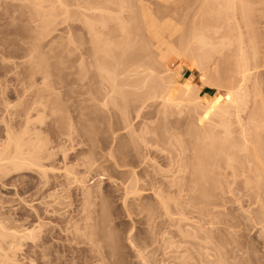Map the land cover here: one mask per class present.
Masks as SVG:
<instances>
[{"label": "rangeland", "instance_id": "1", "mask_svg": "<svg viewBox=\"0 0 264 264\" xmlns=\"http://www.w3.org/2000/svg\"><path fill=\"white\" fill-rule=\"evenodd\" d=\"M135 1L120 0L123 6L110 5L111 14L120 16V21L109 19L110 12L95 11V15L109 19L105 26L100 24L101 41L112 40L113 51H117L114 48L118 49L119 44L127 43V54L145 57L152 50L150 42L154 43L153 38L159 36L158 29L165 35L172 19L182 24L185 33L196 28L198 33L213 34L204 28L210 23L215 25L216 20L207 18L203 7L200 8L203 0H138L141 6ZM15 4L13 0H0V222L6 231H11L10 228L22 231L20 240L16 239L19 248L15 243L18 249L8 250L6 256L11 255L13 260L1 257L0 261L2 264H177L174 248L169 245L171 233L177 227L164 214L158 193L164 195L167 180L177 173L178 146L171 147L168 137L179 132L185 146L192 147L194 133L199 132L198 126L190 123L194 114L187 106L164 110L158 98L137 100L125 108L122 96L112 93L110 84L101 80L103 73L92 56L93 42L86 17L79 16L76 20L69 19L68 13L67 17L61 15L57 29L41 36L36 18ZM121 22L127 24V34L122 32ZM150 33L151 40L147 37ZM213 36L216 38L217 34ZM40 41L46 45L41 53L50 63L46 80L43 77L47 70L36 69L35 57L39 52L33 55L35 61L30 55L31 47ZM84 50L92 51L87 54ZM99 56L105 59L103 52ZM210 56L205 61L210 84L204 86L211 87L214 94H222L236 83L231 76L234 57L227 50ZM175 65L176 61L171 64ZM181 68L179 81L184 78L197 81L200 72ZM258 68L252 69L247 83L246 113L253 105H264V68ZM134 70L129 74L136 79L133 72L140 69ZM257 81L262 84L254 89L253 83ZM119 86L125 87L129 96L137 97L133 94L135 88L127 82ZM17 137L24 143V157H30L34 150L40 151L42 166L32 162L14 169L10 149L12 138ZM191 169L189 165L188 170ZM248 174L254 196L263 193L262 179H253V172ZM135 181L144 189L127 195L126 187ZM230 186L231 191L228 183V191L225 189L223 195L212 188L215 195L210 201L215 206L209 207L214 214L200 220L197 213L188 214L186 226L183 222L182 227L204 226L213 238L209 246L219 248L225 264H264V222L258 224L255 219L261 204H250L241 197L235 189L248 190L240 181ZM210 220L212 224L208 223ZM25 229L33 234L29 236Z\"/></svg>", "mask_w": 264, "mask_h": 264}, {"label": "bare ground", "instance_id": "2", "mask_svg": "<svg viewBox=\"0 0 264 264\" xmlns=\"http://www.w3.org/2000/svg\"><path fill=\"white\" fill-rule=\"evenodd\" d=\"M13 1H16L15 6H18L21 10L30 14L31 17L36 18V20L33 19L35 23H38L39 25V30L42 32L41 36H43V34L49 35L52 31L57 29L60 19L59 17H61V15L65 16L66 14L65 17H67L68 13L70 14L68 17L69 19L76 18V20L79 16L83 19L86 17V22L85 20L83 21L88 26L87 30H89L88 32L91 36V41L93 42L91 48L93 49L92 56L93 58H96L97 67L101 73H103L101 80H106L110 84L111 89L114 90L112 93H117L122 96L124 106L137 100L145 101V99L149 100L150 98H158L162 103L164 110L171 107H176L175 109L180 110L183 106H187L190 112L194 114L190 123L197 125L199 132H193L196 138L191 141L193 142L192 147L185 146V140L180 138V135L182 134L179 132L178 134L172 132L171 136L168 137L169 142L172 144L171 147H173L174 144L178 146L177 157H175V161L177 160L178 162V167H176L177 170L175 169V171L180 174V176L173 172L174 175H172V177H166L169 178V180L166 179L168 181L165 185L166 190H164V195L158 193V198L160 200H158V202L161 203V207L165 210L164 214L168 215L172 222L175 221L173 222V225H176L177 227L175 232L172 231V236L169 240V245L174 248L173 251L175 255L173 258L177 261V264H188L190 261H197L196 263L194 262L195 264H225L223 262L225 260H223V254L217 250L219 248L216 249L209 246L213 238L211 233L205 230L204 226L195 223L197 224L195 227L192 226V224L189 225L191 227L188 229L182 227V223H185L188 219V214L194 212L197 213V218H199V220L214 214L215 212L212 213L211 210L212 207H209L213 205V202L210 201V197L215 195L214 190L219 189L218 194L223 195L228 191L226 189L228 183L229 191H231L230 185L235 184L237 181H240L243 187L248 190L243 192L241 188L235 189L238 193H241L242 198H246L250 204H261L260 209L256 211L258 216L255 219L257 220V223L264 222V105L261 104L259 107L253 105L250 111L247 113L245 112V108L248 106L247 102L249 101V99H246L247 96H245V93L247 92V83L250 79L251 71L253 68H264V0H203L200 8L201 6L203 7L207 18L210 19L211 17H214L216 20L215 25H211L210 23V25H205L204 28L212 30L213 34L209 35L201 31L198 33V29L196 28H191L189 33H185L182 24H180L179 21L177 22L174 19L171 21V19H169L171 22L169 23L168 32H165V35H161L163 33L160 34L159 29L158 32L156 31L159 36L156 34L154 36H157L156 38H153L151 33L149 36L146 34L148 38L151 37L154 39V43L150 42L153 47L150 44L152 47H150V49L152 50L150 51L148 49L149 54L145 56L146 58L140 57L137 54H127V43V45L122 43L119 44L118 49L117 47L114 48L117 51H113L111 50V48H113V46H111L112 40L101 41L103 33L100 29V24L105 26L109 19L116 21H120L121 19L120 16L111 14L109 10L112 3L123 6V2L119 3L120 0H118V2L115 0ZM135 2L141 6L138 0ZM71 6H76L78 9L76 8L75 10V7L71 9ZM97 10H101V14H103L102 12H107L108 14L110 12L111 15L109 14V19L107 17L101 18L98 15H95V11ZM143 12L142 15H144ZM139 14L141 15V13ZM141 18L143 19L144 16ZM62 21H65V18ZM141 22L144 21L142 20ZM121 27L122 32L127 34V24L121 22ZM149 27L150 26H148V28ZM216 34L217 37L214 38L213 35ZM104 39L105 38H103V40ZM33 46L34 47H31L30 49V55L32 57L35 55L36 51L39 52H36L38 56L35 55V58L38 61L36 69L39 71L41 70V72L42 70H47V75L43 77L44 80H46L49 76L50 69H48V67L50 63L45 55L41 53V49L46 45L40 41V43H36ZM119 48H121L120 51H118ZM223 50L231 51L232 56L234 57V74L231 76L235 78V86L223 90L222 94L202 93V87L210 84L207 78L208 70L206 71L207 65L205 61L208 60L211 53L219 52L220 54ZM84 51L87 53V50ZM91 51L88 53H91ZM101 52H103L105 56V59L103 57V60H101L99 56V53ZM82 54L85 55V53ZM89 56H91V54ZM174 61H176V65L172 67L171 64ZM133 66H135L136 70H140H134ZM182 66L183 69L188 71L200 72L196 82L191 78H184L183 81L178 80L181 76ZM130 67L136 71V73L133 72L136 79L131 78L132 76L129 73L133 70H131ZM125 82L135 88L136 91L133 92V94H136L137 97L129 96L130 93L124 91L126 90L125 87V89L119 88V85ZM261 84L262 81L253 83L254 89L257 85L260 86ZM111 89L110 91H112ZM138 92L142 93L139 94ZM252 99L255 100V98ZM243 112H245L246 115L243 114ZM162 113L165 112L163 111ZM171 122L173 123V121ZM175 122L176 121H174V124ZM17 138H15V140L12 138V150L9 146V149L12 152L11 159L12 162H14L13 165L15 167L12 165L14 169H21L24 165L28 163L31 164L32 162H38L39 164L40 151L34 150L30 157H24L26 154L24 153L25 151L23 152L24 143ZM192 161H195V163L192 164ZM39 165L42 166L43 164L41 163ZM170 165L173 164L170 163ZM189 165H191V170H188ZM250 172L254 173V176L252 177L253 179H262L263 181V193H257L256 196H254V186L250 185L252 182V179L248 174ZM187 173L188 175H186ZM135 182L136 183H131L126 187L125 190L127 191V195L128 193L140 189L138 187V181ZM212 188L214 190H212ZM186 191H189L190 193H185ZM236 200H238V198ZM223 203L221 205H223ZM213 206H215V204ZM174 215L177 217H174ZM208 223L212 224V221L210 220ZM2 224L0 222L1 261L2 258L7 256L8 250L10 251L12 249L15 251L19 248L20 244L17 243V240H20V234L22 231L17 230L16 228H14L13 231L12 228H10L11 231L7 230V232L3 229L5 226L2 228ZM184 225L186 226V223ZM7 229H9V227ZM27 230L25 229L27 234L31 236L33 234L32 230H29L30 232ZM8 238H10V240H8ZM15 243L18 248L15 246ZM211 249H213V252L215 253L211 252ZM9 257L13 260L11 255L8 256V258L6 257L7 260L11 261ZM1 261L0 263L2 264Z\"/></svg>", "mask_w": 264, "mask_h": 264}, {"label": "trees", "instance_id": "3", "mask_svg": "<svg viewBox=\"0 0 264 264\" xmlns=\"http://www.w3.org/2000/svg\"><path fill=\"white\" fill-rule=\"evenodd\" d=\"M185 74H187V73H185ZM203 90H204L205 93H208V94H212L213 93V90L208 89L206 87Z\"/></svg>", "mask_w": 264, "mask_h": 264}, {"label": "crops", "instance_id": "4", "mask_svg": "<svg viewBox=\"0 0 264 264\" xmlns=\"http://www.w3.org/2000/svg\"><path fill=\"white\" fill-rule=\"evenodd\" d=\"M183 75H184V74H183ZM205 87H206V88H208V89H211V90H213L211 87H208V86H203V87H202V89H201V92H202V93H205V92H204V90H203ZM202 90H203V91H202ZM206 94H208V93H206Z\"/></svg>", "mask_w": 264, "mask_h": 264}]
</instances>
